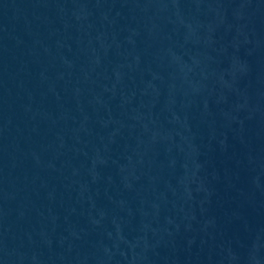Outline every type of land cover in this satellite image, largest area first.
I'll use <instances>...</instances> for the list:
<instances>
[{
  "label": "water",
  "instance_id": "water-1",
  "mask_svg": "<svg viewBox=\"0 0 264 264\" xmlns=\"http://www.w3.org/2000/svg\"><path fill=\"white\" fill-rule=\"evenodd\" d=\"M0 264H264V0H0Z\"/></svg>",
  "mask_w": 264,
  "mask_h": 264
}]
</instances>
